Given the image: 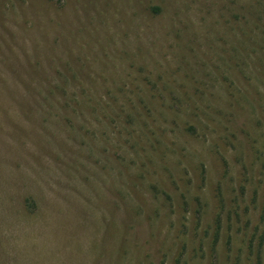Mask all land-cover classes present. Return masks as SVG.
I'll list each match as a JSON object with an SVG mask.
<instances>
[{
	"label": "rangeland",
	"instance_id": "obj_1",
	"mask_svg": "<svg viewBox=\"0 0 264 264\" xmlns=\"http://www.w3.org/2000/svg\"><path fill=\"white\" fill-rule=\"evenodd\" d=\"M0 264H264V0H0Z\"/></svg>",
	"mask_w": 264,
	"mask_h": 264
},
{
	"label": "trees",
	"instance_id": "obj_2",
	"mask_svg": "<svg viewBox=\"0 0 264 264\" xmlns=\"http://www.w3.org/2000/svg\"><path fill=\"white\" fill-rule=\"evenodd\" d=\"M154 9L158 11V8H154ZM26 205L28 207H30L31 209H35V207H36V203H35V201L32 198H27L26 199Z\"/></svg>",
	"mask_w": 264,
	"mask_h": 264
}]
</instances>
